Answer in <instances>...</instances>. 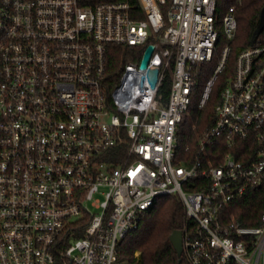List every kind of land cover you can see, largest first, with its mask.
<instances>
[{
    "label": "built area",
    "instance_id": "built-area-1",
    "mask_svg": "<svg viewBox=\"0 0 264 264\" xmlns=\"http://www.w3.org/2000/svg\"><path fill=\"white\" fill-rule=\"evenodd\" d=\"M234 1L221 16L218 0H0V264H117L119 243L168 194L184 205L187 264H264V215L245 226L224 212L264 180V30L238 51L212 123L194 146L180 140L220 24L236 36ZM149 44L156 86L140 59L110 88L109 48ZM240 139L255 143L251 160L212 150Z\"/></svg>",
    "mask_w": 264,
    "mask_h": 264
},
{
    "label": "trees",
    "instance_id": "trees-1",
    "mask_svg": "<svg viewBox=\"0 0 264 264\" xmlns=\"http://www.w3.org/2000/svg\"><path fill=\"white\" fill-rule=\"evenodd\" d=\"M102 1L113 0H87L89 3ZM234 2V0H218L217 9L220 15L222 16ZM263 7L264 0H243L236 8L238 30L235 38L229 42L226 36L220 34L212 60L197 67L199 86L192 98L189 118L181 125V128L185 129L180 139L182 147L187 142L194 146L196 135L212 123L215 106L221 101V92L228 78L234 73L238 51L251 45ZM227 43L231 45V52L226 67L218 74L207 105L204 109H199L200 94L206 82L214 74ZM143 51V46L112 45L108 52L106 84L110 88L115 85L125 65L139 61ZM171 83L172 75L169 73L160 87L165 98L170 93ZM217 147L222 153L232 152L240 160H251L254 158L256 145L251 139H240L233 148H227L220 143L212 150ZM221 161L222 157H219L214 162L219 164ZM224 212L227 220L234 217L237 222L245 226L260 225L264 215V180L261 184L249 188L242 197L233 200ZM184 218V205L178 195L168 194L159 197L156 204L144 215L141 225L119 243L117 264H187L184 256H178L170 238L174 230L183 228ZM55 264H63L62 258L58 256Z\"/></svg>",
    "mask_w": 264,
    "mask_h": 264
},
{
    "label": "water",
    "instance_id": "water-1",
    "mask_svg": "<svg viewBox=\"0 0 264 264\" xmlns=\"http://www.w3.org/2000/svg\"><path fill=\"white\" fill-rule=\"evenodd\" d=\"M264 30V7L261 11L260 21L257 26V28L254 31V34L251 39V43H254L257 37L261 34V32ZM155 45L149 44L147 48L145 49L143 56L140 61V68L142 70H148V76L149 80L153 87L156 86L157 80H158V69H148V64L150 61V58L152 56V53L154 51ZM144 79V78H143ZM171 241L177 251V254L179 257L182 256L183 252V231L181 229H176L171 233Z\"/></svg>",
    "mask_w": 264,
    "mask_h": 264
},
{
    "label": "rangeland",
    "instance_id": "rangeland-1",
    "mask_svg": "<svg viewBox=\"0 0 264 264\" xmlns=\"http://www.w3.org/2000/svg\"><path fill=\"white\" fill-rule=\"evenodd\" d=\"M219 32H220V34H223L225 36V33H224V30H223L222 24H220V26H219ZM187 118H189V113L185 114L184 121ZM184 130H185L184 128H181V135L183 134Z\"/></svg>",
    "mask_w": 264,
    "mask_h": 264
}]
</instances>
